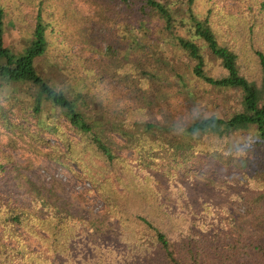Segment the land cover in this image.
Returning a JSON list of instances; mask_svg holds the SVG:
<instances>
[{
	"label": "trees",
	"instance_id": "16d2710c",
	"mask_svg": "<svg viewBox=\"0 0 264 264\" xmlns=\"http://www.w3.org/2000/svg\"><path fill=\"white\" fill-rule=\"evenodd\" d=\"M97 1L112 27L103 38L119 26L133 44V30L142 34L135 57L117 68L88 69L92 85L106 94L102 73L122 81L134 106L106 108L85 84L63 85L40 73L35 60L50 33L43 23L35 21L22 52L11 53L2 42L1 13L0 76L33 88L34 113L47 101L40 126L16 129L33 152L87 180L114 227L99 233L102 221L69 211L54 186L27 180L29 195L21 199L0 188V264H264V39L257 31L264 32V22L256 20L259 14L264 20V0H238L237 13L219 6L225 28L210 18L213 4L200 13L194 0ZM238 25L248 36L238 41L239 51L237 41L222 37ZM196 81L221 95L214 105L220 110L196 111L207 102L205 94L200 101L188 94ZM160 88L167 97L157 121L148 116ZM49 134L60 144L45 139ZM22 165L0 148V178L7 180L10 170V178L17 176ZM164 189L174 207L164 201Z\"/></svg>",
	"mask_w": 264,
	"mask_h": 264
},
{
	"label": "rangeland",
	"instance_id": "374dc122",
	"mask_svg": "<svg viewBox=\"0 0 264 264\" xmlns=\"http://www.w3.org/2000/svg\"><path fill=\"white\" fill-rule=\"evenodd\" d=\"M211 4H213V8L210 11V18H212L215 25L221 21L219 26L222 28H225L226 24L223 21H226L228 17H222L219 12L221 11L220 9L227 8V10L232 9L233 13L238 12L235 9L238 7V0H194L193 9L194 11L205 13L207 6ZM219 6L221 7L220 9L218 8ZM249 9L246 10L249 12V16L253 17L254 14ZM253 10L256 11L255 8ZM222 12L225 11L222 10ZM0 13L2 42L11 53L18 54L22 52L31 36L35 21L43 23L44 31L48 30L50 32L48 34L47 50L35 60L36 68L40 73L50 77L56 83H64L63 85H67L70 81L71 83L72 81H77L85 84L90 93L101 96V102L106 108L114 104H116L117 108L122 104L123 106H127L128 103L135 105L132 96L126 92L124 83L107 77L105 73H102L103 76H101L103 78L101 86H105L108 89V93L105 94L102 92L103 90L95 89L92 85V76L88 69L102 71L108 69V66L109 68H117L126 61L127 56L135 57V55L140 53L138 35L142 34L139 30H133L134 35L131 34L135 40V44H133L123 34V27L119 26L113 36H110L109 39L103 38L102 33L112 29V27L110 26L111 24H107L102 18L105 17L106 19L108 17V11L104 6L100 7L97 0H0ZM261 16L262 14H259L258 17L260 19L257 18L256 20L264 22ZM257 31L259 32V37L261 36L260 39H264V32L258 28ZM224 33L222 35L224 39H228L230 42L237 41L235 46L237 50L241 45V42L238 41L248 40L247 30L240 25ZM253 38L257 42L258 38L255 35H253ZM108 43L113 48L107 50L106 44ZM151 44L148 42L147 45H150L152 49ZM260 46L264 50V40ZM238 54L239 58H241L240 52ZM3 63L4 58L0 57V65ZM245 64L247 65V63ZM245 64L243 67L245 66L246 68ZM252 77L254 79L253 75ZM258 77H255V79ZM192 88L188 94L194 95L195 99L199 101L201 99L200 95L205 94L207 101L200 103L196 111L220 110L219 107L214 105L219 103L222 97L221 95L215 96L213 93H210V97L208 92L212 90L211 87L196 81ZM160 91L158 95H154V92L152 93L151 110L148 116L157 121H161L163 118V113L161 112L164 108L162 106L165 107V98L167 97V93L163 88H160ZM33 93V88L26 84L7 80L0 76V148L5 152L7 151L17 164H23V167H18L17 176L10 178V175L15 173L14 170H10L7 180L3 179V177L0 178V188L4 189V191L10 190L14 197L21 199L23 197L27 198L29 195L26 189L28 186L27 180H31L38 185L41 184L44 187L54 186V192L66 202V207L69 211L83 217H93L101 220L102 225L99 233L111 231L114 227V221L104 217L101 210L102 201L90 183L87 180H79L69 168L50 157L33 152L32 141H30L26 133L16 129L18 126L19 128L28 127L34 130L45 119V109L47 110L49 105L46 103L47 101L43 102L40 110L34 113L31 109ZM169 93L171 95V91ZM170 95H168L169 99ZM123 98H126V103H123ZM52 114L55 116V113ZM169 118H172V115ZM58 121L61 122L63 119L60 118ZM66 133L73 138L76 136L72 130L67 129ZM45 139H48L50 143L60 144V141L51 134L46 135ZM42 146L43 144H38L40 149H42ZM122 153L130 155L131 151L124 150ZM198 173L202 175L201 172ZM162 196L166 203L174 207V203L169 198L166 189L162 190ZM212 197L213 202H218L221 199V196L216 193L212 194ZM188 201L191 204H196L195 194H189ZM234 207L238 211L242 210V205L238 201L235 202ZM245 226L248 227L247 225Z\"/></svg>",
	"mask_w": 264,
	"mask_h": 264
}]
</instances>
